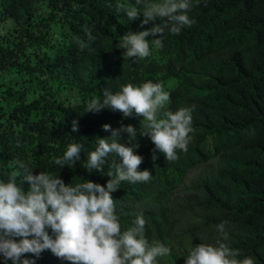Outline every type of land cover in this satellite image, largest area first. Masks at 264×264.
<instances>
[{
	"label": "trees",
	"instance_id": "trees-1",
	"mask_svg": "<svg viewBox=\"0 0 264 264\" xmlns=\"http://www.w3.org/2000/svg\"><path fill=\"white\" fill-rule=\"evenodd\" d=\"M119 3L135 0H0V180L21 160L34 174L59 175L66 184L90 179L106 185L114 157L102 172L89 174L87 153L98 146L97 137L111 136L102 125L132 124L140 131L142 117L85 112L87 104L102 99L105 89L162 83L171 93L165 111L195 108L192 140L177 160L157 151L153 161L154 144L138 134L139 170L152 178L123 182L111 194L122 231L143 213L149 242L172 249L158 264H185L182 256L193 245L218 239L239 250L240 259L264 264V0H207V6L191 0V27L179 34L166 30L162 48L132 60L123 58L120 37L144 28L117 11ZM121 136L130 146L127 134ZM73 143L84 145L81 161L59 169L55 159ZM198 164L193 180L180 186ZM222 222L226 239L217 230ZM25 258L70 264L50 250Z\"/></svg>",
	"mask_w": 264,
	"mask_h": 264
},
{
	"label": "clouds",
	"instance_id": "clouds-1",
	"mask_svg": "<svg viewBox=\"0 0 264 264\" xmlns=\"http://www.w3.org/2000/svg\"><path fill=\"white\" fill-rule=\"evenodd\" d=\"M192 9L191 0L119 3L117 11H123L128 21L139 20L140 27L144 28L140 32L128 31L120 37L118 48L124 49L123 58L145 59L154 47L162 48L166 30L179 34L182 28L191 27L194 23L190 17ZM149 36L153 37L150 41L146 39ZM102 95V99L93 98L85 112L109 109L122 113L125 118L142 117V130L138 131L132 124L121 123L116 129L107 123L102 125L111 136L97 137L98 146L87 153L83 168L89 174L102 172L109 157H114L110 165L114 171L108 173L106 185L90 179L66 184L59 175L45 171L34 174L35 169L17 160V169L6 181L0 180V256L5 264L7 261L35 264L34 260L25 258V254L40 257L45 250L70 264H158V258L171 255L169 246L149 242L146 238L143 213H137L133 225L122 231L111 194L119 190L123 182L145 183L152 178L151 171L139 170L143 157L134 152L139 148L138 134L154 144L153 161L158 158L157 151L170 162L178 159V151H187L194 132L192 113L195 108L165 111L171 93L162 83L152 81L139 86L129 83L115 93L105 89ZM77 125L78 121L73 120L72 132L78 131ZM122 133L127 134L130 146L120 142ZM83 148L81 143L69 144L63 156L55 159V165L59 169L65 165L75 167L81 161ZM217 230L221 237L227 238L226 222L217 225ZM240 256L239 250L218 239L216 244L193 245L182 258L185 264H255L252 257L240 259Z\"/></svg>",
	"mask_w": 264,
	"mask_h": 264
},
{
	"label": "rangeland",
	"instance_id": "rangeland-1",
	"mask_svg": "<svg viewBox=\"0 0 264 264\" xmlns=\"http://www.w3.org/2000/svg\"><path fill=\"white\" fill-rule=\"evenodd\" d=\"M201 168H202V164H198L193 168L189 169L184 180L180 183V186H185L189 184L193 180L195 175L201 170Z\"/></svg>",
	"mask_w": 264,
	"mask_h": 264
}]
</instances>
